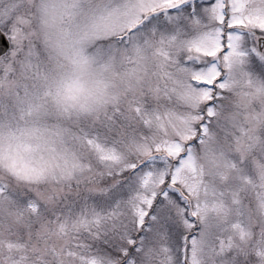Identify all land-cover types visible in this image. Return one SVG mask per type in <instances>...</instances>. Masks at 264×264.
<instances>
[{
  "label": "snow or ice",
  "instance_id": "obj_1",
  "mask_svg": "<svg viewBox=\"0 0 264 264\" xmlns=\"http://www.w3.org/2000/svg\"><path fill=\"white\" fill-rule=\"evenodd\" d=\"M0 264H264V0H0Z\"/></svg>",
  "mask_w": 264,
  "mask_h": 264
}]
</instances>
